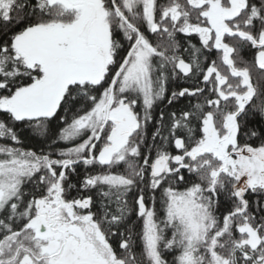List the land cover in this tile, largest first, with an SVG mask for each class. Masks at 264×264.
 Returning <instances> with one entry per match:
<instances>
[{"label": "snow or ice", "instance_id": "1", "mask_svg": "<svg viewBox=\"0 0 264 264\" xmlns=\"http://www.w3.org/2000/svg\"><path fill=\"white\" fill-rule=\"evenodd\" d=\"M0 264H264V0H0Z\"/></svg>", "mask_w": 264, "mask_h": 264}, {"label": "trees", "instance_id": "2", "mask_svg": "<svg viewBox=\"0 0 264 264\" xmlns=\"http://www.w3.org/2000/svg\"><path fill=\"white\" fill-rule=\"evenodd\" d=\"M193 42H196L195 38H193ZM242 55L246 58V59H250L251 58V53H249L247 50L242 51ZM182 106V105H179ZM161 107H163V105H161ZM36 145V141L35 140H29L26 142L25 147H35Z\"/></svg>", "mask_w": 264, "mask_h": 264}]
</instances>
